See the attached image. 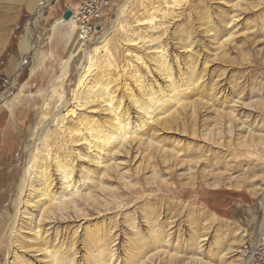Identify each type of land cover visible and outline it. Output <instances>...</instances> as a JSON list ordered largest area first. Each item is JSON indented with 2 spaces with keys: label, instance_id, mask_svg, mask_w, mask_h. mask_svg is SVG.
<instances>
[{
  "label": "rangeland",
  "instance_id": "374dc122",
  "mask_svg": "<svg viewBox=\"0 0 264 264\" xmlns=\"http://www.w3.org/2000/svg\"><path fill=\"white\" fill-rule=\"evenodd\" d=\"M30 1L42 0H0V203L3 178L18 164L27 130L41 123L49 107L54 109L58 93L67 94L87 47L91 72L101 74L99 86L109 90L111 106L124 111L130 123L142 121L146 127L134 132L127 151L117 156L125 178L116 170L105 179L106 190L91 201L82 199L78 214L67 210L60 222L46 226L48 231H62L66 241L73 235V264H95L93 249L103 243L113 253V264H137L130 258L146 255L145 264L248 260L242 247L259 237L264 217V179H247L251 167L264 171V140L250 142L247 135L264 136V0H240L241 6L237 0H129L116 27L95 49L94 42L128 0H107L87 41L78 37L79 28L71 31L72 23L61 21L80 0H50L15 76L20 41L34 16ZM232 15L238 16L230 24ZM71 51L64 77L62 63ZM181 84L192 86L178 108L183 119L169 129H153L145 115L156 118L160 101L169 96L166 90ZM230 106L237 119L228 130L220 109ZM191 109L195 118L188 115ZM90 115L101 121L108 113L97 102L75 116ZM218 119L219 132L213 125ZM150 136L160 147L191 159V169L167 153L149 151L144 141ZM77 144L76 174L99 170L106 152L98 149L92 159L84 140ZM227 178L240 188H227Z\"/></svg>",
  "mask_w": 264,
  "mask_h": 264
},
{
  "label": "bare ground",
  "instance_id": "6f19581e",
  "mask_svg": "<svg viewBox=\"0 0 264 264\" xmlns=\"http://www.w3.org/2000/svg\"><path fill=\"white\" fill-rule=\"evenodd\" d=\"M49 1H30L34 16L27 25L26 32L20 41V56L13 65L15 76L26 63L25 58L32 45L37 19ZM128 2L129 0L120 4L110 29L103 31V34L94 42L93 49L97 48V44L104 41L106 34L116 27L119 16ZM236 3L241 6L240 0H237ZM75 16V11H72L68 18H64L62 15L61 21L63 23H72L70 25L71 31L79 28V24L75 25V20L77 22ZM237 16L232 15L229 23L234 22ZM103 29L101 26L98 33ZM82 37L84 38V36ZM157 38L156 36L153 39L157 40ZM72 53L71 51L68 57L63 60L60 74L64 77L67 75L66 68L73 56ZM92 66L90 50L87 47L83 48L78 74L74 84L68 89V97L67 94L58 93L54 109L47 107V113L42 115L41 123L34 124L33 129L27 130V134L21 142L23 147L18 164L13 169L8 170L6 177H2L4 181L7 179V183L3 184L4 190H2V197L5 196V198L2 200L3 204L0 203L2 205L0 212V261L2 264H73L75 261V238L73 235H69L66 241V235L63 236L62 231L49 232L46 226L51 222H60L59 219L66 215L67 210H70L73 215L78 214L81 209L79 202L82 199L91 201L97 192L106 190L108 185L105 179L116 170L120 178H125L124 171L118 172L122 162L120 163L117 156L127 151L128 144L134 137L132 134L142 126L146 127V124L142 121L138 125L132 124L124 111L116 112L111 106L112 99L109 90L107 91L104 86H99L101 74H95V71L91 72ZM194 83L196 80L191 79V85ZM189 87L192 86L189 85ZM189 87L181 84L180 87L173 90L172 88L167 89L168 97L162 100V96L156 97L158 102L161 100L162 111L158 115L156 114L157 117L154 119L145 115L147 123L154 124L153 129H169L182 120L184 116L181 110L183 109L178 110V108L180 104H183V100L185 101L189 96ZM97 102H100L104 113H108L107 118L101 121L92 115L84 117L82 120L76 118L78 117L75 116L77 110H82ZM221 110L220 115L226 116L223 122L224 127L230 130L237 119L234 115L235 110L232 106L223 112ZM188 115L195 118V109H191ZM219 122V119L215 120L213 125L218 126ZM241 126L244 127L243 121H241ZM216 129L219 132L220 127L218 126ZM253 134L247 133L250 142L255 143L264 140L263 135L256 137ZM81 140H84L90 148V158L95 159L98 149L104 150L106 154L99 162V170L77 175V171H75L76 158L73 154L74 148ZM144 142L149 151L152 149L162 154L167 153L168 159L175 160L176 163L187 164L190 166L188 168L191 169V159L184 160L181 158L179 150L168 151L160 147L155 143L152 136L146 137ZM67 153L70 154L67 155ZM149 153L153 157V153ZM152 171V174L155 175V167H152ZM260 172L255 173L251 167L247 170V179L250 182L257 180V178L263 180L264 171L261 169ZM213 185L217 187L220 183L215 181ZM225 185L227 188H240L239 184H232L230 178H227ZM262 203L264 210V197ZM258 235V238L264 237V217ZM107 248L109 249L108 244L103 243L93 249L92 259L95 264L114 263L112 260L113 253ZM107 252L110 256H107ZM28 257L31 261L28 260ZM147 258L148 255L142 259L132 257L130 259L137 264H145ZM239 263L250 264V261H239Z\"/></svg>",
  "mask_w": 264,
  "mask_h": 264
},
{
  "label": "built area",
  "instance_id": "2783aa9c",
  "mask_svg": "<svg viewBox=\"0 0 264 264\" xmlns=\"http://www.w3.org/2000/svg\"><path fill=\"white\" fill-rule=\"evenodd\" d=\"M106 6L107 0H80L77 8L74 9L79 24V38L84 36L82 40L87 41L92 37V32L96 29L95 21L101 16ZM242 252L250 264H264V237L244 243Z\"/></svg>",
  "mask_w": 264,
  "mask_h": 264
},
{
  "label": "water",
  "instance_id": "95a60500",
  "mask_svg": "<svg viewBox=\"0 0 264 264\" xmlns=\"http://www.w3.org/2000/svg\"><path fill=\"white\" fill-rule=\"evenodd\" d=\"M70 15H71V10H69V9H66V10L63 12V17H64V18H68Z\"/></svg>",
  "mask_w": 264,
  "mask_h": 264
}]
</instances>
